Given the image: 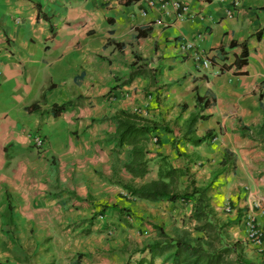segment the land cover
<instances>
[{
  "label": "crops",
  "instance_id": "obj_1",
  "mask_svg": "<svg viewBox=\"0 0 264 264\" xmlns=\"http://www.w3.org/2000/svg\"><path fill=\"white\" fill-rule=\"evenodd\" d=\"M167 1L187 8L182 20L145 0H0V264H171L146 248L155 227L194 237L191 205L121 187L155 179L158 156L210 184L229 240L263 256L239 221L252 209L264 221V0ZM118 110L159 127L143 179L114 143ZM192 114L207 117L198 146L181 137Z\"/></svg>",
  "mask_w": 264,
  "mask_h": 264
},
{
  "label": "trees",
  "instance_id": "obj_2",
  "mask_svg": "<svg viewBox=\"0 0 264 264\" xmlns=\"http://www.w3.org/2000/svg\"><path fill=\"white\" fill-rule=\"evenodd\" d=\"M242 56H245L244 52ZM242 64L243 62H240L238 65ZM64 108V105L52 106V115L55 116ZM206 118L192 114L184 125L182 139L192 146H198L208 140V138H196L193 131L197 119ZM109 120L115 126L116 147L129 148L131 160L124 165L125 171L134 179H143L148 173L149 163L146 142L155 133L154 131L159 129L158 125L124 110L116 111ZM156 166L155 179L143 181L138 186L123 184L122 189L128 196L150 203L190 204L191 211L188 218L194 221L193 231L197 235L191 237L184 231L175 238H169L163 234L160 227H155L158 239L146 248L149 263L154 257L170 252L167 260H171V264H264V254L259 260L251 261L245 257L239 241L229 240L226 229L230 222L218 220L210 205V184L196 185L192 176L187 175L186 167L184 169L173 167L163 156H158ZM183 177L186 178L185 184L182 182ZM123 211L129 213L125 209L117 210L120 216Z\"/></svg>",
  "mask_w": 264,
  "mask_h": 264
},
{
  "label": "built area",
  "instance_id": "obj_3",
  "mask_svg": "<svg viewBox=\"0 0 264 264\" xmlns=\"http://www.w3.org/2000/svg\"><path fill=\"white\" fill-rule=\"evenodd\" d=\"M53 1V0H49ZM220 2H223V0H219ZM146 5L149 8H154L155 5H157V8L159 12H163L165 14L167 13H173L176 19L182 20V16L184 15V12L187 11L186 7H180L179 3L176 1L168 2L167 0H145ZM232 8H235V2L233 5H231ZM231 11L229 10L227 14L229 15ZM141 15H144V12H141ZM156 23H159V21H156ZM182 51L190 50L193 47V44L190 42H180V45L178 46ZM195 60L198 62L201 68H207L209 66V60L206 57L203 56H195ZM152 142H155V138H151ZM34 143L39 146L40 141L34 140ZM256 208H260V215H264V206L254 205ZM253 208V207H252ZM225 213H231L232 210L228 207L224 208ZM129 216H126V219H128ZM130 218V217H129ZM259 217L253 213V209L246 212L243 216L240 222V226L244 230L243 234V244L249 245L257 253L261 255L262 249L264 248V221L259 223L258 221Z\"/></svg>",
  "mask_w": 264,
  "mask_h": 264
},
{
  "label": "rangeland",
  "instance_id": "obj_4",
  "mask_svg": "<svg viewBox=\"0 0 264 264\" xmlns=\"http://www.w3.org/2000/svg\"><path fill=\"white\" fill-rule=\"evenodd\" d=\"M151 138H152V137H151ZM227 204H228V203H227ZM236 212H237V211H236ZM223 213H224V211H223ZM224 214H225V213H224ZM225 218L227 219V218H229V216L225 214ZM232 218H233V217H232ZM222 222H230V221H228V219H227V220L222 221ZM233 222H234V221H233ZM194 226H195V225H194ZM194 226H193V227H194ZM193 227H192V228H193ZM193 233H194V231H193ZM194 234H195V233H194ZM195 235H197V233H196Z\"/></svg>",
  "mask_w": 264,
  "mask_h": 264
},
{
  "label": "clouds",
  "instance_id": "obj_5",
  "mask_svg": "<svg viewBox=\"0 0 264 264\" xmlns=\"http://www.w3.org/2000/svg\"><path fill=\"white\" fill-rule=\"evenodd\" d=\"M127 194V193H126ZM128 195V194H127ZM225 208V207H224ZM224 211V210H223ZM225 214H228V213H225Z\"/></svg>",
  "mask_w": 264,
  "mask_h": 264
}]
</instances>
